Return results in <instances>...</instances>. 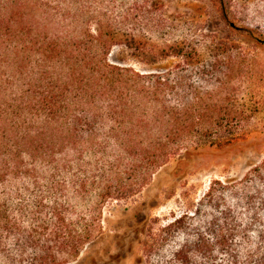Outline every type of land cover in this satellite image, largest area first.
I'll return each mask as SVG.
<instances>
[{
	"label": "trees",
	"instance_id": "1",
	"mask_svg": "<svg viewBox=\"0 0 264 264\" xmlns=\"http://www.w3.org/2000/svg\"><path fill=\"white\" fill-rule=\"evenodd\" d=\"M109 4L0 0V264L77 261L101 235L106 205L139 195L184 153L235 143L247 126L239 92L227 104L194 70L196 48L128 33ZM117 48L146 66L177 62L141 72L113 63ZM252 177L264 187V160ZM223 232L228 264L264 261L263 245L235 249L244 229Z\"/></svg>",
	"mask_w": 264,
	"mask_h": 264
},
{
	"label": "rangeland",
	"instance_id": "2",
	"mask_svg": "<svg viewBox=\"0 0 264 264\" xmlns=\"http://www.w3.org/2000/svg\"><path fill=\"white\" fill-rule=\"evenodd\" d=\"M108 2L114 23L126 25L128 33L196 48L200 61L194 70H204L213 89L220 86L227 104L239 92L247 126L235 143L184 153L142 193L106 205L101 235L71 264H178L179 253L187 264H228L230 254L220 244L223 231L231 229L245 230L234 241L241 254L264 247V187L252 180L264 160V0ZM124 12L128 17L121 22L117 17ZM110 59L141 72L177 62L146 66L123 48L114 49Z\"/></svg>",
	"mask_w": 264,
	"mask_h": 264
}]
</instances>
